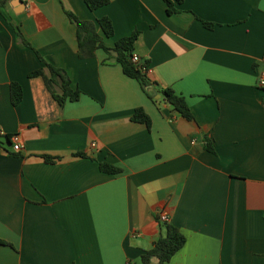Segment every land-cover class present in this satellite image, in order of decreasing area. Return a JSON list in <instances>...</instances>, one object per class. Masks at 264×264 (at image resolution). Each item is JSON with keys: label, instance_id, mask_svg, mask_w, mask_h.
Wrapping results in <instances>:
<instances>
[{"label": "crops", "instance_id": "1", "mask_svg": "<svg viewBox=\"0 0 264 264\" xmlns=\"http://www.w3.org/2000/svg\"><path fill=\"white\" fill-rule=\"evenodd\" d=\"M173 6L167 14L162 0H108L93 10L83 0L0 5V131L21 145L0 143V264H139L164 234L161 212L184 236L164 264H264V84H256L264 82V0ZM63 9L94 24L107 17V46L137 30L133 53L148 61V78L181 94L193 119L148 86L150 99L102 49L77 57ZM11 25L64 70L76 100L58 105L40 76L27 77L41 64ZM10 82L21 90L15 105ZM136 107L148 126L130 120ZM100 160L120 171L101 172Z\"/></svg>", "mask_w": 264, "mask_h": 264}, {"label": "trees", "instance_id": "2", "mask_svg": "<svg viewBox=\"0 0 264 264\" xmlns=\"http://www.w3.org/2000/svg\"><path fill=\"white\" fill-rule=\"evenodd\" d=\"M5 0H0V5ZM108 0H83L84 5L93 10L106 4ZM165 5L167 14L176 12L173 2L180 3L181 0H162ZM67 19L73 24L75 29L76 39V54L79 58H89L94 54L96 48L102 49L108 56L112 57L111 61L119 64L124 75L133 78L139 84L144 93L151 99L152 95L147 92V87H154L164 102H166L172 111L176 112L185 120H192L193 117L189 111L188 105L181 94L174 92L170 87L159 86L156 82L151 81L147 76L146 59L133 61L131 55L133 53V43L138 35L137 30H132L128 35L117 38L111 45L107 46L104 39L109 38L112 34V27L107 17L101 16L96 19L95 24L90 20H81L76 18L73 13L63 9ZM204 27L210 28L213 24L201 20ZM97 27V30L95 28ZM16 41L27 48H31L30 44L23 38L19 29L15 25H11ZM33 50V49H32ZM35 56L40 62L41 66L31 70L27 73V77L40 76L42 78L45 89L50 94L51 98L56 101L58 105H62L64 101H74L78 98L79 90L70 86V81L64 72L59 67L53 66L42 59L38 53L33 50ZM262 91L261 100L264 103V87L260 88ZM9 101L15 105L21 96L20 86L15 82H10L8 86ZM130 120L134 122L143 123L145 126L149 125V119L141 108L133 109ZM0 143L9 144V135H0ZM204 149L213 152V148L207 138H204ZM79 154V153H78ZM47 161H51L54 157L43 155ZM97 167L101 172L108 174H115L120 171V168L112 165L106 161L100 160L97 162ZM159 221L158 215L155 216ZM164 228V234L157 237L152 246L143 251L138 256L139 264H147L151 260H155L156 264H164L184 243V236L179 230L168 223L167 221H159ZM2 241L0 240V243Z\"/></svg>", "mask_w": 264, "mask_h": 264}, {"label": "built area", "instance_id": "3", "mask_svg": "<svg viewBox=\"0 0 264 264\" xmlns=\"http://www.w3.org/2000/svg\"><path fill=\"white\" fill-rule=\"evenodd\" d=\"M131 59L133 61H135V60L138 59V57L134 53H132ZM256 84L258 86H262L264 84L262 78H258ZM0 135H2V132L1 131H0ZM8 135H9V138H8L9 139V148L13 152L18 151L20 149V147H21L20 142H19L18 135L16 133H12V134H8ZM89 145H90V147H92L94 145V143L91 142ZM158 218H159L160 221H167L168 220V217H167V215H166L165 212L159 213L158 214Z\"/></svg>", "mask_w": 264, "mask_h": 264}]
</instances>
